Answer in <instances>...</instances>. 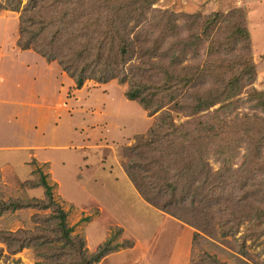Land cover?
<instances>
[{
	"label": "trees",
	"instance_id": "trees-1",
	"mask_svg": "<svg viewBox=\"0 0 264 264\" xmlns=\"http://www.w3.org/2000/svg\"><path fill=\"white\" fill-rule=\"evenodd\" d=\"M155 5L156 0H27L22 6L21 0H10L9 8L2 9L20 12L18 45L56 61L77 89L87 80L106 84L116 79L126 85L128 100L152 116L158 114L148 133L123 150L128 177L149 204L198 230L212 232L207 226L216 224L223 230L224 244L251 258L244 244L236 247L227 238L235 239L242 225L259 224L242 240L252 235L264 239V167L253 174L245 167L252 156L264 161V120L259 127L251 118L242 124L257 137L246 141L241 174L240 168L232 167L229 140L238 120L227 123L219 115L202 119L217 105L227 110L255 79V64L248 60L246 17L240 8L202 15L178 14ZM205 44L208 57L201 61ZM246 102L264 113V92H250ZM171 110L191 119L177 123ZM210 159L220 163L219 169L213 170ZM38 185L46 190L44 201L3 202V208L34 206L49 211L46 222L38 227L37 236L26 230H0L4 245L0 261L59 241L65 247L43 253L37 264H98L119 250L109 240L89 254L84 240L71 236L68 213L53 200L52 186L45 177ZM209 218L212 221L206 223ZM197 241L195 235L194 247ZM192 264L225 263L204 253Z\"/></svg>",
	"mask_w": 264,
	"mask_h": 264
},
{
	"label": "rangeland",
	"instance_id": "rangeland-1",
	"mask_svg": "<svg viewBox=\"0 0 264 264\" xmlns=\"http://www.w3.org/2000/svg\"><path fill=\"white\" fill-rule=\"evenodd\" d=\"M9 1L0 0V146L4 147L0 150V230H26L37 236L49 211L34 206L5 209L3 202L34 205V201H44L46 190L38 184L45 177L52 186L53 200L68 213L66 225L73 229L71 236L81 237L89 254L109 240L120 247L98 264H192L204 253L225 264H241L237 258L249 264L264 262V239L252 235L242 240L248 229L259 224L242 225L235 239L227 238L236 247L244 244L251 255L248 258L221 241L225 239L223 230L216 224L207 226L212 232L198 230L144 200L125 171L123 150L148 133L158 114L152 116L138 102L128 100L126 85L116 79L106 84L87 80L77 89L56 61H47L33 49H22L18 45L20 12L2 9L9 8ZM21 1L22 6L27 2ZM155 7L178 14L243 11L250 32L248 60L255 64V79L227 110H219L217 105L198 116L219 115L227 123L238 120L240 126L232 129L229 140L233 145L232 167L240 168L242 174L246 141L257 137L246 132L242 124L251 118L259 127L264 120V113L246 102L250 92H264V0H156ZM206 47L201 61L208 57ZM173 115L177 123L191 119ZM19 138L25 144L19 143ZM9 145L26 148V152H6ZM10 159L13 166L1 170ZM259 160L252 156L246 161L250 174L264 167V161ZM209 162L214 171L219 169V162ZM213 213L218 218L217 211ZM211 221L209 218L206 223ZM0 247L4 245L0 243ZM36 247L2 258L0 264H37L43 261V253L65 246L59 241Z\"/></svg>",
	"mask_w": 264,
	"mask_h": 264
},
{
	"label": "crops",
	"instance_id": "crops-1",
	"mask_svg": "<svg viewBox=\"0 0 264 264\" xmlns=\"http://www.w3.org/2000/svg\"><path fill=\"white\" fill-rule=\"evenodd\" d=\"M215 7V6H214ZM215 10H217V9H215ZM1 103V102H0ZM2 104H4V103H2ZM41 111H43V110H41ZM1 113V112H0ZM11 121V120H10ZM24 126H26V125H24ZM29 128V127H28ZM25 130H27V129H25ZM18 142L19 143H21V144H25L24 142L25 141H23V139H20L19 138V140H18ZM19 146H16V147H14V146H6L5 148H7V150H6V152L8 151V152H10L11 153V151H14V152H26V148H18ZM4 147L3 146H0V150L1 151H4V149H3ZM12 160L10 159V160H6V161H4V164H3V166H1V170H4L5 168H7L8 166H13L12 164ZM15 165V164H14ZM4 172V171H3ZM3 172H1V174L3 173ZM1 178L2 179H5L4 178V173L2 174V176H1ZM1 179V180H2Z\"/></svg>",
	"mask_w": 264,
	"mask_h": 264
}]
</instances>
